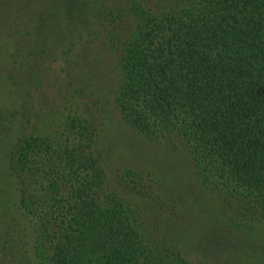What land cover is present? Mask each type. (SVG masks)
<instances>
[{
  "label": "trees",
  "instance_id": "16d2710c",
  "mask_svg": "<svg viewBox=\"0 0 264 264\" xmlns=\"http://www.w3.org/2000/svg\"><path fill=\"white\" fill-rule=\"evenodd\" d=\"M47 24L70 36L60 45L72 40L60 57L103 36L117 132L141 144L123 135L119 160L114 117L92 111L95 97L89 110L40 114L39 128L22 112L0 160L11 185L0 257L264 264V0H71Z\"/></svg>",
  "mask_w": 264,
  "mask_h": 264
},
{
  "label": "rangeland",
  "instance_id": "374dc122",
  "mask_svg": "<svg viewBox=\"0 0 264 264\" xmlns=\"http://www.w3.org/2000/svg\"><path fill=\"white\" fill-rule=\"evenodd\" d=\"M70 2L71 0H43L46 5V8H42L45 10L42 12V15L45 14L43 19L47 18L48 23L60 13L63 5ZM39 9H41L39 0H0V160L4 156L7 143L10 140L14 141L18 136V125L22 118V112L25 113V118L29 114H34L29 118L30 123L36 124L39 128L40 114L55 112L67 114L75 110L79 112L89 110L90 103L96 99L97 105L101 109L92 107V111L97 110L96 112L99 113L102 110L114 117L116 132L120 126H124L120 123L124 122L120 117L119 122L115 120L117 110L111 97V91L114 89L113 72L115 73L116 68V55L113 51L108 49L106 51L103 47V36L97 35L91 41V37L87 38L84 34V38L71 52L62 54L60 57L59 50L64 48L63 45L71 44L72 40L68 39L67 41L70 36L64 33L65 30L54 27L50 32L53 24H41ZM73 27H75L74 24L70 28ZM39 28L43 29L39 31ZM60 33L62 35H59ZM64 34L67 36V42L62 41L65 44L60 45L58 40L60 38L63 40ZM46 37L50 40L46 41V44L49 45L46 47L45 44L44 48H47L45 52L41 49V41ZM51 40L56 42L50 44ZM78 74L82 76L80 81L75 80V76ZM18 92L24 95V108H21L14 95L15 93L18 98ZM29 125L31 124L27 123V126ZM116 132L112 135V141H115L116 144L120 138H124L123 135H125V145H128V141L131 148L141 144V141L130 132L129 140L126 133L119 134L117 132L118 135ZM116 144L112 146L114 154L116 152L119 160L123 161L128 155L124 150H119V148L116 150L119 143ZM181 165L184 166L185 163L181 162ZM1 166H3L2 163ZM172 179L171 189L174 191L181 190L180 188L187 189L186 182L183 183L179 180L180 187L179 181L175 177ZM187 191L189 192L188 189ZM10 193L11 185L1 169L0 230L2 234L8 230L7 227L5 230V225L1 223H4V212L9 203ZM16 215L19 216V214ZM14 217H10L9 220L17 224V219ZM216 232V234H220V230ZM212 234L214 238L217 237L214 229ZM3 242H6V239L1 238L0 247ZM3 252L0 264H10L8 261L9 258L11 259L10 251L5 248ZM230 253L229 257L232 258L233 254L231 251ZM231 263L233 262L231 261Z\"/></svg>",
  "mask_w": 264,
  "mask_h": 264
}]
</instances>
